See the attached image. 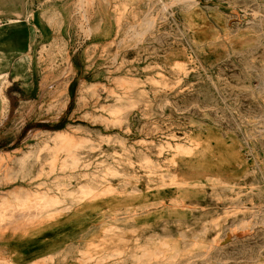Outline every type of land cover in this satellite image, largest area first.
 <instances>
[{
	"label": "rangeland",
	"instance_id": "1",
	"mask_svg": "<svg viewBox=\"0 0 264 264\" xmlns=\"http://www.w3.org/2000/svg\"><path fill=\"white\" fill-rule=\"evenodd\" d=\"M39 19L25 75L0 74L20 90L0 264H72L51 223L87 207L73 264H264V0H47Z\"/></svg>",
	"mask_w": 264,
	"mask_h": 264
},
{
	"label": "crops",
	"instance_id": "2",
	"mask_svg": "<svg viewBox=\"0 0 264 264\" xmlns=\"http://www.w3.org/2000/svg\"><path fill=\"white\" fill-rule=\"evenodd\" d=\"M46 1L47 0H0V74L3 73L4 68L15 63L14 70L17 76L25 75L23 72L25 69H22L25 63L21 61L24 60L21 59V57H23L27 47L31 45L32 36L30 32L33 31L32 26H36L37 22L40 20L39 14L43 6H45ZM53 1H55L56 4H59V1L64 2V0ZM14 82L15 81L11 82L10 85L6 87L5 91L0 90V127L3 124L1 119L3 118L4 111L2 100L5 99L7 103V97L14 96L15 94L16 96H20L19 88L9 91L10 86H13ZM58 129H62V127ZM15 140L18 141V138ZM4 141H6V139L0 138V144ZM7 145L9 146L10 144L8 143ZM15 149H19L18 145L11 150ZM7 152H9V150H0V159L8 156ZM90 214L91 217H94L96 211L89 207L83 209L75 208L67 214L53 220L51 223L53 227V244L50 246H53V254L61 252L62 249H70L72 252L68 260L73 264L78 257L77 250L81 245L85 244V240L79 239V237L81 238L82 236L88 235L91 231L95 230V227L101 225L98 221H95V218L92 219ZM76 215H81L82 218H75ZM40 226L45 227V224ZM32 232V237L26 238L22 245L21 252L25 256L33 252L40 243V231L35 229ZM50 247H44L40 249L38 253L47 251Z\"/></svg>",
	"mask_w": 264,
	"mask_h": 264
},
{
	"label": "bare ground",
	"instance_id": "3",
	"mask_svg": "<svg viewBox=\"0 0 264 264\" xmlns=\"http://www.w3.org/2000/svg\"><path fill=\"white\" fill-rule=\"evenodd\" d=\"M61 134V133H60ZM30 135V134H29ZM63 135V134H62Z\"/></svg>",
	"mask_w": 264,
	"mask_h": 264
}]
</instances>
